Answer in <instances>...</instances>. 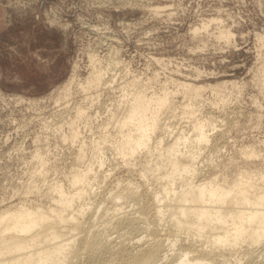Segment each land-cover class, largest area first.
I'll return each instance as SVG.
<instances>
[{
  "label": "rangeland",
  "instance_id": "obj_1",
  "mask_svg": "<svg viewBox=\"0 0 264 264\" xmlns=\"http://www.w3.org/2000/svg\"><path fill=\"white\" fill-rule=\"evenodd\" d=\"M205 22L208 30L194 33ZM220 28L233 34L222 37ZM259 36L264 37V0H0V208L22 199L47 202L44 193L56 181L69 189L71 169L88 162L77 163L78 143L61 140L54 126L66 105L57 93L76 65L77 79L87 74L91 53L103 63L120 61L109 72L116 75V88L102 91L89 109L92 115L115 106L124 79L151 78L149 90L176 91L173 106L161 115L162 124L173 130L166 140L182 127L192 131L193 116L210 120L209 133L217 141L208 146L217 143L219 150L202 149L201 178L232 180L241 170L264 171V39ZM177 80L203 85L202 95L185 96ZM223 82L226 87L218 92L209 88ZM184 107L189 116L183 117ZM88 130L86 137L99 134L97 127ZM251 146L258 156L247 158L242 150ZM36 151L48 157L46 180L37 171ZM106 155L102 173L110 175L94 185L96 198L115 191L117 181L138 184L142 193L157 186L140 176L137 164L110 170L119 156L112 149ZM253 249L264 253V245Z\"/></svg>",
  "mask_w": 264,
  "mask_h": 264
},
{
  "label": "bare ground",
  "instance_id": "obj_2",
  "mask_svg": "<svg viewBox=\"0 0 264 264\" xmlns=\"http://www.w3.org/2000/svg\"><path fill=\"white\" fill-rule=\"evenodd\" d=\"M208 27L205 22L194 33ZM218 32L228 39L233 34L229 28ZM98 55H89L83 78L77 79L74 67L56 98L66 105L55 131L61 140L78 143L77 163L88 162L71 169L69 189L56 181L44 193L47 202L19 199L0 208V264H264V253L254 254L253 249L264 245V171L241 170L232 180L201 178L202 149L219 150L217 143L208 146L215 137L209 133L210 120L193 116L192 131L182 127L166 140L173 130L162 124L161 115L173 106L174 90H149L151 78L144 82L132 75L117 82L121 93L115 106L105 115L100 110L92 115L89 109L102 91L116 88V75L110 73L120 62L103 63ZM177 85L190 98H199L205 88L187 80H177ZM224 87L226 82L209 86L216 92ZM175 110L171 113L177 116ZM190 111L184 107L183 117ZM93 127L99 134L86 137L83 130ZM107 149L119 156L117 162L109 161L110 170L121 163L130 168L137 164L140 176L157 186L142 193L138 184L117 181L115 191L96 198L94 185L101 186L110 175L102 173ZM242 152L247 158L258 156L254 146ZM34 157L46 180L48 157L39 151ZM129 205L138 207L131 213L126 211ZM112 232L117 235L111 237Z\"/></svg>",
  "mask_w": 264,
  "mask_h": 264
}]
</instances>
